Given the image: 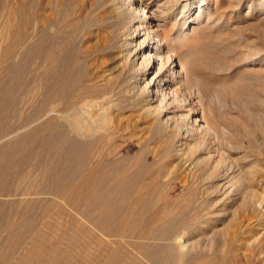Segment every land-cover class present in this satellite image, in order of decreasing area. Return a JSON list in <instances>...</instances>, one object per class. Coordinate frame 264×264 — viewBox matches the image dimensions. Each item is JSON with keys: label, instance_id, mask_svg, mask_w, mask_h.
<instances>
[{"label": "bare ground", "instance_id": "1", "mask_svg": "<svg viewBox=\"0 0 264 264\" xmlns=\"http://www.w3.org/2000/svg\"><path fill=\"white\" fill-rule=\"evenodd\" d=\"M147 7L145 0H0V20L4 22L0 36L11 38L0 53V119L5 121L14 114L19 118L15 124L4 123L6 131L1 138L13 130H35L30 137L0 146V188L6 192L12 183L26 180L28 187L24 186L26 189L20 193L16 192L20 189L17 187L14 195H20L19 202L26 207L41 209L45 215L43 220L40 218L43 224L49 225L48 217L52 214L58 223L69 225L81 235L85 255L79 264H174L176 260L183 263L189 237L199 226L198 205L195 204L198 195L213 196L221 188L225 195L234 193L239 172L233 165L212 161L200 176L197 174L195 182L190 179L191 184H187L185 180L187 171L198 170L194 168L204 160L201 152L191 146V137L187 135L201 126L198 121L203 122L197 115L193 119L197 114L193 104H188V114L181 116L188 121L183 124L187 133L177 136L167 149L180 170H187V174L181 172L184 180L179 175L173 185L174 190L181 193L177 198L170 200L161 194L155 182L164 177L160 173L143 180L140 172L145 163L141 155L134 163L136 169L119 166L121 168L113 169L116 173L110 177L105 175L104 167L108 164L105 154L99 152L104 156L92 159L95 142L101 138L100 131L120 130L123 125L124 117L120 115L123 111L118 113L116 103L118 95L126 97L131 115H136L137 121L144 123L147 129L131 131V140L126 144L128 149L142 145L148 130L154 126L159 139L149 153H161V141L172 131L175 117L169 114L171 111L164 105L163 98L171 94L177 97L178 90L174 86L183 80L178 39L170 37L176 24L167 30L166 23H160L159 17ZM204 10L205 3L201 0H190V6L182 15L187 18L183 26L195 25ZM29 58H32L33 68L30 78L28 66L21 63ZM13 59L17 60L15 64H8ZM16 81L20 89L18 96L13 92ZM46 139L49 147L45 145ZM238 171L241 176L237 181L244 189L239 208L247 215L258 216L254 221L262 225L261 202L264 200L259 202L257 195L246 190V186L255 184L258 179L248 167ZM210 201L203 204L211 207L214 203L211 205ZM9 207L4 210L0 204V215L14 209ZM14 207L18 214L21 207ZM210 207L208 209L214 206ZM23 212L16 215L22 216ZM247 215L243 219L232 218L234 222L229 228V252L235 257L214 256L212 264H244V260L250 264L241 251L246 242L245 234L253 225ZM23 219L25 221L22 218L20 222L25 224ZM35 234L29 256H36L37 262L43 264L52 259V263L48 262L56 264L58 257L66 256L67 253L60 250L61 241H55L48 250L45 244L50 234ZM70 256L68 253L66 263L75 264Z\"/></svg>", "mask_w": 264, "mask_h": 264}, {"label": "rangeland", "instance_id": "2", "mask_svg": "<svg viewBox=\"0 0 264 264\" xmlns=\"http://www.w3.org/2000/svg\"><path fill=\"white\" fill-rule=\"evenodd\" d=\"M145 1L148 4L147 10L151 13L154 12V14L159 17L160 23H166L167 30L172 28L174 23L176 24L175 30L171 33L170 37L178 39V46L181 49L178 58L181 60L180 70L182 71L183 80H180L174 86L177 87L178 90L177 97L174 98L173 94H171L163 98L164 105L171 111L169 114L175 117L171 123V126L173 124L172 131L163 141L160 140L162 142V146H160L161 153H149L159 139L157 130L154 126L148 130V135L146 134V140L142 145L139 144L134 149H128L126 144L129 142V139L131 140V131L147 129L143 127L144 123H139L137 121L136 115H131L129 111L130 105L129 102L126 101V97L118 95L116 97V103L118 104V113L123 111L121 112L122 114L120 113V115L124 117L122 120L123 125L120 130L110 129L100 131L99 135L101 138L95 142L92 151V159H96L98 155L105 154V158H107L108 162L104 167L106 171L105 175L110 177V174L113 176L114 173H116L113 169L116 170L117 168H121L119 166L128 167L129 170L133 168L136 169L134 163L138 156H142L141 158L145 163V167L140 172V175L143 177V180H150L151 177L155 178L154 176L157 175H155V173H160L164 177L155 180V182L161 194H163L166 199L171 200L172 198H177L181 193L179 194V191L174 190L173 185L178 181L179 175L181 177V172L187 170H180L181 168L176 165V161L167 154V149L169 145L171 146L173 144L177 136L187 133L183 124L188 121L186 118L181 119V116H186L188 114V111H186V109H188L187 105L193 104L197 109V114L195 113L192 116L193 119L196 118L197 115V117L202 118L203 122L198 121L201 126L191 133L188 132L189 134L187 133V135L189 138L191 137V146L201 152L202 159L204 160H202L201 166L198 165L199 167L197 166L194 168V170H198L193 172L187 171V173L189 172L188 174L185 172V174L188 175V181L185 175L187 184H191L188 183L191 182L189 181L190 179L193 180L192 182H195L198 179L197 174L202 173L204 167L212 163V161L213 163L218 162V164L227 166L233 165V167L237 169V173H239L236 175V181L234 180L235 188L233 194L225 195L223 188H221L216 191L213 196H206L204 194V196L202 194L198 195V198H196L197 202L195 201L196 206L198 205L199 215L197 232L189 237V244L184 250L186 253L183 260L184 262L181 263L176 260L175 263L212 264L215 257H224V255L228 256L226 258L232 259L235 257L232 252H229L231 246L229 230L231 229V224L234 222L232 218L238 220L240 218L243 219L245 215H247L246 211L239 208L242 199L241 192L244 190L239 183V178L241 176L240 171H238L239 168L242 167V169L246 170L248 167L250 173H255L254 176L258 181L251 186H246V190L257 195L256 198H259V202L264 200L262 199V197L264 198V0H201L202 3H205L206 10H204L199 19H197L195 25L191 26V24L188 23L186 25L187 27L183 26V22L187 18H182V15L190 6V0ZM194 5L197 6L196 3ZM3 25L4 22L0 20V30ZM10 41L11 38L7 40L0 36V53ZM16 61L17 60L14 59L10 60L8 64H15ZM21 63L28 66L27 75L30 78L33 70V68H31L32 58L27 59V61L22 60ZM1 66L2 65H0V69ZM13 85V92L18 96L20 94V89H18L17 81ZM115 90L118 89L115 88ZM125 109L127 111H125ZM17 118L16 114H14L5 121L0 119V146L16 143L20 138H27L34 135L35 130L30 128L28 130H21L22 132L20 130H13L14 132H10L9 134L6 133L9 137H5L4 135V137L1 138V134L6 131L3 130L5 125H9V121L10 124L17 123L16 121L19 119ZM141 123L142 125H140ZM136 124L140 126L138 125L137 128L134 127ZM24 131L27 132L23 134ZM55 131L67 133L68 130H54V132ZM46 134L47 137L48 131ZM123 135H125L126 138ZM49 144V140L46 139L45 145L49 147ZM184 172L182 173L184 174ZM167 175L169 178L166 177ZM200 175L201 174H199V176ZM11 177H13V174ZM183 178L182 180H184ZM16 182L14 184L12 183L10 187L13 186V188L8 187V191L6 192L1 189L2 187L0 185L1 206H3L4 210H9V205L14 208L12 209L14 211L10 210L9 213L5 211L6 214L3 212V216L0 215V220H2L0 224V249L2 250H0V264L39 263L36 260V256H29V251L32 246L34 234L36 233V236L38 234H43V232L46 233L44 235L50 234L49 239L52 234L54 235V237L52 235V239H48L49 242H46V249L49 250L56 242L59 243L61 241L60 250L65 254L67 253L65 257L60 256L61 259L58 257L57 262H61L60 264H67V260H69L67 255L70 253V258L75 264L81 263L80 261L82 260L80 259H83L85 255L84 245H82L84 242L83 238L80 237L81 235L74 231L69 225L64 226L65 223H58L57 220L53 218L55 216L52 214L50 215L53 217H48L46 215L50 218L49 225L47 223L48 226L43 224L42 220L45 215L42 213V210L35 207V209L33 207H26L25 203H20L22 201L19 202L20 195H14V192L18 189L17 187H20V189L16 191L17 193L23 192L22 189L28 187H26V180L23 182L22 179ZM19 184L20 186H18ZM110 184H112L111 181ZM203 187H206V184H204ZM9 189L11 191H9ZM12 189H14V191H12ZM7 192H12V194H8ZM12 200H14L13 202L16 205L14 203L13 205L11 204ZM207 200H211V205L214 203V207H210L208 204L205 206L203 203H206ZM5 201H7V203ZM161 201L163 202L164 200L161 199ZM20 204L21 206H19ZM14 206L21 207V210H19L21 213L25 210L22 216H17L19 214L21 215V213L19 212L17 214L18 210ZM22 206L26 207H24L23 211ZM209 207L213 208L208 209ZM261 207H263V211V202H261ZM207 211H210V213ZM12 213L14 215L17 214V217ZM24 213L25 215L27 213L26 217H23L25 216ZM10 214H12L11 218L8 219ZM38 214L40 216L37 217ZM3 217L4 220L2 219ZM13 217H16V219L14 220ZM247 217L252 218L253 225L248 229V233L246 232L245 234L246 242L241 250L245 253L243 257L247 256L250 264H264V228H262L264 223H262V225H257L255 223L254 220L259 218L258 216H250V214H248ZM22 218H25L23 222H29L30 226L29 223H21ZM16 220L19 224H22V227L18 225V223L15 224L17 222ZM43 227L45 230L42 229ZM20 232L24 233L22 234ZM71 237H78L81 240L74 239L75 241H70L68 238L71 239ZM218 249L220 251H225L220 252ZM198 258L200 259L198 260ZM48 260L43 262V264L52 263V261H50L52 259L49 260L51 263L48 262ZM23 261L25 262L23 263ZM244 261L243 263L247 264ZM57 262L55 263L59 264Z\"/></svg>", "mask_w": 264, "mask_h": 264}]
</instances>
